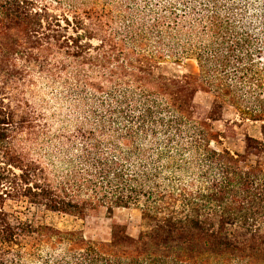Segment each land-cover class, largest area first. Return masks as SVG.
<instances>
[{"label": "trees", "instance_id": "trees-1", "mask_svg": "<svg viewBox=\"0 0 264 264\" xmlns=\"http://www.w3.org/2000/svg\"><path fill=\"white\" fill-rule=\"evenodd\" d=\"M144 1L0 0V264H264L261 20L250 0ZM186 55L199 75L159 71ZM245 121L246 153L213 145ZM101 209L111 237L88 239Z\"/></svg>", "mask_w": 264, "mask_h": 264}, {"label": "rangeland", "instance_id": "rangeland-1", "mask_svg": "<svg viewBox=\"0 0 264 264\" xmlns=\"http://www.w3.org/2000/svg\"><path fill=\"white\" fill-rule=\"evenodd\" d=\"M250 1L252 3V13L261 20V22L256 25V28H259L257 32L262 41L261 63L264 65V0ZM138 4L142 9L145 8L146 3L144 0H139ZM118 8H120V4H118V7H115L114 10H118ZM159 71L170 76L199 75L197 61L189 55L179 58L165 57L161 62ZM214 98L215 95L212 91H206L204 89H199L195 94L196 102L207 107L212 106ZM237 121L240 122L237 109L234 106L226 103L222 109V117L214 122V127L216 130L226 132V125L228 123H235ZM261 124L262 122L245 121L240 126L236 125V129H234V131L231 130L227 132V134L222 138L221 143H213V145L220 149L228 148L232 151L246 153L245 135L250 134L257 139H262L263 135L261 133ZM256 160H259L264 164V154H261L260 156H256L254 154L250 155L251 162H255ZM23 217L26 219H32L34 217L42 218V209L37 207H34L33 209L31 208V210L26 212ZM113 217L119 222L127 224L128 230L132 235L136 236L138 234L140 223V215L138 212L131 209L119 208L115 210ZM46 218V221L50 222H56L60 220L57 216L52 215H49ZM56 223L60 224L61 221ZM111 225L112 218L106 213L105 209H101L100 211L90 213L86 216L83 222V232L88 239L107 241L111 237Z\"/></svg>", "mask_w": 264, "mask_h": 264}]
</instances>
